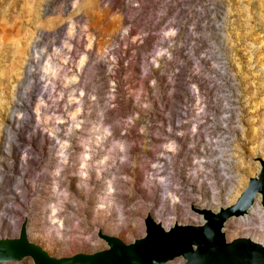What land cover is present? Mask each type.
I'll return each instance as SVG.
<instances>
[{"label":"rangeland","instance_id":"rangeland-1","mask_svg":"<svg viewBox=\"0 0 264 264\" xmlns=\"http://www.w3.org/2000/svg\"><path fill=\"white\" fill-rule=\"evenodd\" d=\"M259 160L264 0H0V237L23 224L62 257L119 225L129 243L147 213L232 204ZM250 211L224 234L264 245Z\"/></svg>","mask_w":264,"mask_h":264},{"label":"water","instance_id":"water-1","mask_svg":"<svg viewBox=\"0 0 264 264\" xmlns=\"http://www.w3.org/2000/svg\"><path fill=\"white\" fill-rule=\"evenodd\" d=\"M259 162L258 174L248 179L232 205L217 213L209 209L196 211L204 219L199 226L173 225L164 231L159 223L145 216L144 236L130 243L99 233L107 248L54 257L27 239L22 224L16 237L0 238V261L29 256L33 264H161L180 255L186 259L184 264H264V248L246 238L225 242L221 231L222 221L230 215L245 213L257 192L264 206V160Z\"/></svg>","mask_w":264,"mask_h":264},{"label":"bare ground","instance_id":"bare-ground-1","mask_svg":"<svg viewBox=\"0 0 264 264\" xmlns=\"http://www.w3.org/2000/svg\"><path fill=\"white\" fill-rule=\"evenodd\" d=\"M203 133H204V135L206 134V132L205 131H203ZM228 161V158H226V159H224V161H223V159L221 158L220 159V161H219V163L220 162H223V163H225L226 164V162ZM219 163L218 164H216L215 166H216V168L219 170V172H221L222 173V171L220 170V167H219ZM229 164V163H228ZM226 166H227V164H226ZM220 173V174H221ZM220 180H221V184H223V182H222V177L220 178ZM247 184V183H246ZM246 186V185H245ZM242 191V190H241ZM240 191V192H241ZM240 192H239V194H240ZM239 194H238V196H239ZM237 196V197H238ZM236 197V198H237ZM236 200V199H235ZM234 200V201H235ZM212 201V200H211ZM257 201L259 202V204H260V206L262 207L261 209L260 208H258V206H255L256 204H257ZM213 202V201H212ZM189 203H191V202H189ZM234 203V202H233ZM232 203V204H233ZM195 206H191V209L193 210V211H197V210H202V209H209V210H211L213 213H217L218 212V210L220 209V208H227V207H229L230 205H232V204H229V205H227V206H224V207H220V208H216L215 210H213V209H210L209 207H208V205H210V204H208V203H206V204H204V205H202L200 208H196V206H197V204L196 203H193ZM203 204V203H202ZM212 204H214V203H212ZM190 205H192V203L190 204ZM198 205H200V204H198ZM53 210L55 209V208H52ZM250 209H251V211H250ZM249 211L251 212V213H253V214H255V216L256 217H259L260 218V216H262L263 215V212H264V206L263 205H261V202H260V195H259V193L257 192L256 193V195L253 197V201H252V203L248 206V208L246 209V212L245 213H243V214H241V215H230V216H228V217H226L223 221H222V226H221V231L223 232V237H224V240H225V242H229V241H231V240H234V239H236V238H246V239H248V240H251L252 242H254V243H256V244H258V245H260L262 248H264V245L262 244V242L260 241V240H257L256 238H254V237H249V235H246L245 234V236H238V237H234V238H230V239H227L226 238V236H225V234H224V231H223V228H224V225H225V223L228 221V219H231L232 217H243V216H246V215H248L249 214ZM197 213V217L196 218H194V219H192L191 217V219L190 220H192V221H184L182 224H180V223H178V222H174V223H170V224H168L167 226H164V225H161V228L164 230V231H167L168 229H170L173 225H178V226H199V225H201L203 222H204V219H203V217H202V214L200 213V212H196ZM192 213L190 212V210L189 209H187V210H184V212H182V215H183V217L184 218H189V216L191 215ZM146 216H149L150 217V219L152 220V222L153 223H159L158 222V220L161 218V211L159 210L156 214H151V213H147L146 214ZM183 218V219H184ZM167 219V218H166ZM199 219H201V222H200V224L199 223H197V224H195V223H192L193 221L194 222H196V221H199ZM26 221H27V218H26ZM21 226V225H20ZM121 228V226H119V225H115L111 230H110V233L109 234H104V235H107V236H113V237H115V238H117V239H119L116 235H114V233H116L117 231H119V229ZM24 230H25V234H26V232H27V230H28V227L26 226V227H24ZM17 232V231H16ZM16 232H15V234H16ZM248 232H250L251 233V231H248ZM260 233H259V235H260V237H263L264 236V233H262L261 231H259ZM144 232H143V235L141 236V237H143L144 236ZM17 235H18V232H17ZM16 235V236H17ZM15 236V237H16ZM0 238H14V237H0ZM140 238V237H139ZM137 239V238H136ZM120 240V239H119ZM121 241V240H120ZM133 241V240H132ZM102 242H103V246L100 248V249H104V248H107V243L102 239ZM122 242V241H121ZM122 243H124V244H127V243H125V242H122ZM130 243V242H129ZM192 248L194 249V246H192ZM100 249H97V250H100ZM97 250H93V251H91V252H87V253H92V252H94V251H97ZM83 253V252H82ZM25 258H29V259H31L29 256H27V257H23V258H21V259H25ZM21 259H19V260H21ZM175 259H178V260H175ZM6 261H18V260H6ZM6 261H4V260H1L0 261V264L1 263H4V262H6ZM32 261V260H31ZM171 261H174V263L173 264H184V262L186 261V259L185 258H183V257H181L180 255H178V256H174V257H172V258H170V259H167V260H165V261H163L161 264H169Z\"/></svg>","mask_w":264,"mask_h":264},{"label":"built area","instance_id":"built-area-1","mask_svg":"<svg viewBox=\"0 0 264 264\" xmlns=\"http://www.w3.org/2000/svg\"><path fill=\"white\" fill-rule=\"evenodd\" d=\"M225 118H226V116H225ZM225 118H222V120L220 121V123H223V119L226 121L227 119H225ZM224 127L226 126V125H223ZM196 127H198V126H196ZM230 128L231 129H233V127H231L230 126ZM193 131H194V133L196 132V130L195 129H193ZM203 131H205V130H203ZM202 131V132H203ZM206 132V131H205ZM205 137H206V135H204ZM221 144H222V146L221 147H219V148H217V149H215V154L211 157V159H210V162L212 163V164H214L213 166H214V171H216V173H218L219 175V177L221 176V172H219V170L216 168V164H218L219 163V161H220V159L222 158L223 159V161H224V159H226V158H224V154L227 152V150H228V142L227 141H225V140H223V141H221ZM210 174H212L211 172H210ZM186 178L187 177H185L184 179L186 180ZM199 184V183H198Z\"/></svg>","mask_w":264,"mask_h":264}]
</instances>
